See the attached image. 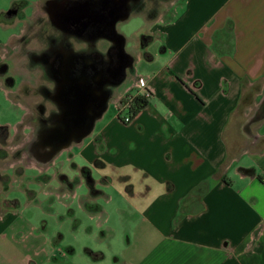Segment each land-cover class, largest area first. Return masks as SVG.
I'll return each instance as SVG.
<instances>
[{
    "label": "crops",
    "instance_id": "crops-1",
    "mask_svg": "<svg viewBox=\"0 0 264 264\" xmlns=\"http://www.w3.org/2000/svg\"><path fill=\"white\" fill-rule=\"evenodd\" d=\"M156 26L142 35L109 103L46 169L63 154L80 160L73 163L90 215L101 211L94 199L103 194L92 171L108 169L127 183L137 200L124 221L129 238L120 264H264V0H174L172 15ZM29 74L34 83L39 69ZM6 75L0 91L9 98L16 88L5 87ZM138 76L147 78L150 96L123 123L118 103ZM24 109L0 121L11 172L31 138L32 124L23 123L31 110ZM53 175L69 181L61 169ZM15 209L0 210V242L6 231L24 228ZM43 229L15 251L0 243V264H51L54 250L34 251L48 243Z\"/></svg>",
    "mask_w": 264,
    "mask_h": 264
},
{
    "label": "rangeland",
    "instance_id": "rangeland-1",
    "mask_svg": "<svg viewBox=\"0 0 264 264\" xmlns=\"http://www.w3.org/2000/svg\"><path fill=\"white\" fill-rule=\"evenodd\" d=\"M21 1L26 2L21 8L23 15H19V18L16 17L11 23L5 21L0 23V47L10 49L12 45L16 46L18 49L16 55H19L16 57V65L8 69L16 80V94L9 93L11 99L4 91H0V121L11 120L14 112L17 114L18 111L23 116L26 112L24 107L27 109L32 107L33 97L29 95L30 84L27 81L35 83L27 77L30 74L28 75L29 69L25 65L26 57L21 52L23 42L20 37L24 36L25 29L36 26L32 12L41 13L40 5L36 4L35 7L34 0H0V13L7 12L15 2ZM173 2L174 0H143V9L136 12L129 10L127 17L118 21L115 32L123 37L122 48L130 56L137 55L140 39L149 28H157V24H162L172 15ZM0 19L2 20L1 17ZM19 73L23 76L22 81ZM13 98L19 99L21 106L17 102H12L17 101ZM109 106L113 112L116 110L113 102ZM29 122V118L25 116L23 123L30 125ZM1 151L0 210L16 208L18 217L15 220L24 226L21 230L6 231V240L0 242L2 250L4 244L7 249L13 248L15 251L31 242L33 240L31 233L32 235L37 233L33 229H40L43 226L42 233L48 238V243L36 244V249H41L34 251L41 253L43 248L48 252L54 250L51 264H120L117 258L126 251L129 238V230L125 228L124 221L135 214L131 211L133 208L130 205L137 200L136 196L127 193L126 182L119 181L117 175L108 169L101 173L92 171L94 188L103 194L94 199L101 206V211L90 215L82 206L88 191L85 183H81V170L76 169L73 163L80 162L79 159L73 158L71 161L63 154L46 169L45 162L33 163V159L25 158L24 147L23 163L14 166L11 172L8 154L4 148H0V154ZM57 169H61L69 181H65L62 176H54ZM18 175L21 177L14 180ZM47 177L50 179L46 180ZM134 183L138 189L139 182ZM90 252L104 254V257L95 258L96 255L93 256Z\"/></svg>",
    "mask_w": 264,
    "mask_h": 264
},
{
    "label": "flooded vegetation",
    "instance_id": "flooded-vegetation-1",
    "mask_svg": "<svg viewBox=\"0 0 264 264\" xmlns=\"http://www.w3.org/2000/svg\"><path fill=\"white\" fill-rule=\"evenodd\" d=\"M35 1L34 6L41 8V13L32 12L36 26L25 29L20 37L25 65L29 71L38 68L40 73L28 87L33 97L28 108L32 128L24 157L37 156L46 163L79 141L94 116L109 103L121 67L131 61L115 32L119 20L112 22L129 10L143 9V0ZM25 3L15 2L7 12H1L0 23L22 16ZM2 51L0 74H8L4 84L12 88L16 84L8 69L16 65L18 49L12 45L10 49L2 47Z\"/></svg>",
    "mask_w": 264,
    "mask_h": 264
},
{
    "label": "built area",
    "instance_id": "built-area-1",
    "mask_svg": "<svg viewBox=\"0 0 264 264\" xmlns=\"http://www.w3.org/2000/svg\"><path fill=\"white\" fill-rule=\"evenodd\" d=\"M146 81H147L146 77L138 76L135 79L133 89H131L127 94L124 95L122 101H119L117 117L123 123H129L134 117L135 113L133 114L134 108H132V106L135 99L137 97H143L144 99L147 100V98L150 96V92L146 86ZM260 181L264 183V173L260 176ZM35 254H39V252L36 251Z\"/></svg>",
    "mask_w": 264,
    "mask_h": 264
},
{
    "label": "water",
    "instance_id": "water-1",
    "mask_svg": "<svg viewBox=\"0 0 264 264\" xmlns=\"http://www.w3.org/2000/svg\"><path fill=\"white\" fill-rule=\"evenodd\" d=\"M127 15H128V13H127L125 16H123V17L115 18V19L113 20L112 24L115 22V20H123V19H125V18L127 17ZM119 37H120V39H121V43H123V37L120 36V35H119ZM132 62H133V59L131 58V61H130V64H129V65H124V66L121 67V72H122L121 77L116 81L115 84H118V83H120V82L122 81V79H123L124 76H125V69H126V66H131V65H132ZM263 106H264V103H263ZM261 111H262V114L264 115V108H262ZM83 134H84V133H82L81 135H83ZM80 138H81V137H80ZM65 143H66V142H65Z\"/></svg>",
    "mask_w": 264,
    "mask_h": 264
},
{
    "label": "trees",
    "instance_id": "trees-1",
    "mask_svg": "<svg viewBox=\"0 0 264 264\" xmlns=\"http://www.w3.org/2000/svg\"><path fill=\"white\" fill-rule=\"evenodd\" d=\"M147 104L146 99H144L143 97H137L133 103L132 108H134L133 110V114L140 110L141 107L145 106Z\"/></svg>",
    "mask_w": 264,
    "mask_h": 264
}]
</instances>
